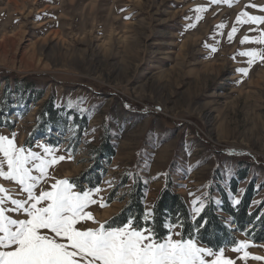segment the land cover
<instances>
[{"label":"rangeland","instance_id":"obj_1","mask_svg":"<svg viewBox=\"0 0 264 264\" xmlns=\"http://www.w3.org/2000/svg\"><path fill=\"white\" fill-rule=\"evenodd\" d=\"M261 6L264 0H0V135L41 156L52 148L66 157L48 167L37 191L57 179L104 190L105 205L87 209L89 227L127 207L137 176L147 184L144 211L168 173L190 213L211 185L228 189L230 180L239 197L253 184V210L264 201V63L248 65L241 53L264 48L254 42L264 22H237V15H264ZM243 67L246 76L236 71ZM48 100L51 119L41 116ZM105 141L111 157L98 150ZM0 187L7 190L0 195L25 198L16 181L0 176ZM235 234L248 247L225 246L223 256L264 264L251 258L264 257V241ZM245 251L249 258L241 259Z\"/></svg>","mask_w":264,"mask_h":264},{"label":"snow or ice","instance_id":"obj_2","mask_svg":"<svg viewBox=\"0 0 264 264\" xmlns=\"http://www.w3.org/2000/svg\"><path fill=\"white\" fill-rule=\"evenodd\" d=\"M216 2L220 0H213ZM261 7L264 10V6ZM242 16L247 17L246 22H264V15H248L246 12L237 15V22ZM235 30L233 27L232 32ZM232 32L229 33L230 39ZM247 40L245 36L241 43ZM254 42L264 45V33ZM241 55L248 58V65L257 60L264 63V48H252ZM236 71L246 76L249 69L243 67ZM65 119L74 122L70 115ZM160 142L157 138L154 147ZM68 152L67 158L70 159L72 152L70 149ZM0 153L4 157L0 161V176L18 182L25 194L21 199L0 195V264H233L232 259L223 256V249L214 251L209 246L210 241L204 243L203 233L209 222L203 215L205 205L200 200L192 202L194 211L191 214L178 211L169 216L166 211L160 224L165 229L162 237L156 231L155 206L146 207L139 217L129 216L120 226L113 227L109 223L89 227L88 221L93 220V216L87 211L88 207L94 204L103 207L109 199L102 195V188H84L78 179L73 182L57 179L49 188L37 191L38 184L47 183L48 167L66 157L56 156L52 148H46L41 156L17 147L13 139L4 135H0ZM4 163L7 172L2 170ZM33 169L37 175L32 174ZM109 184L111 186V182ZM6 191L0 187V193ZM6 200H10L12 207L5 206ZM240 203L239 195L234 194L233 208ZM11 213H19L23 218H13ZM257 219L264 220V217ZM255 226L253 223L251 228ZM251 228L246 230V235ZM238 243L240 246L234 251L248 247L246 241ZM246 258L249 253L245 251L241 259ZM251 258L264 259L259 256Z\"/></svg>","mask_w":264,"mask_h":264},{"label":"trees","instance_id":"obj_3","mask_svg":"<svg viewBox=\"0 0 264 264\" xmlns=\"http://www.w3.org/2000/svg\"><path fill=\"white\" fill-rule=\"evenodd\" d=\"M44 104H46V107L41 112V116L51 119L56 111L52 108V101L48 100ZM104 145L106 147H99L98 150L102 151L103 154H108L109 157L113 156L114 153L107 147L106 141ZM167 175L164 186L151 205L156 207V231L161 237L165 234V229L160 224L164 220L166 211L169 216L178 211L186 215L191 214L184 197L174 191L171 175L169 173ZM165 187L166 190H164ZM209 191L210 194L205 199L203 210V215L209 222L207 231L203 233L204 243L210 241L209 246H212L214 251H218L225 246L233 247L238 242L235 232H240L255 242L264 241V220L257 219L258 217H264V210H262L264 203L259 204L253 210L249 209V203L255 195L252 183L245 187L240 197L241 203L235 208L232 206V199L233 195L236 194V184L232 180H230L228 189L218 184L216 187L211 185ZM146 192L147 184L137 176L129 190L130 200L127 207L104 224L111 223V226L116 227L122 225L129 216H141L144 212ZM113 220H115L114 223ZM253 223L256 226L251 228ZM250 228L251 230L246 235V230Z\"/></svg>","mask_w":264,"mask_h":264},{"label":"bare ground","instance_id":"obj_4","mask_svg":"<svg viewBox=\"0 0 264 264\" xmlns=\"http://www.w3.org/2000/svg\"><path fill=\"white\" fill-rule=\"evenodd\" d=\"M111 211V210H110ZM108 212H109V210H108ZM108 215V214H107Z\"/></svg>","mask_w":264,"mask_h":264}]
</instances>
